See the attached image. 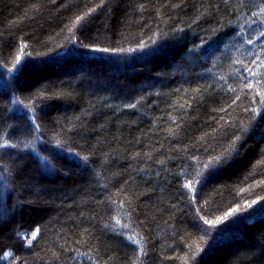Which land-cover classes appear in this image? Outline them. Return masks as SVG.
I'll return each mask as SVG.
<instances>
[{
  "label": "trees",
  "instance_id": "1",
  "mask_svg": "<svg viewBox=\"0 0 264 264\" xmlns=\"http://www.w3.org/2000/svg\"><path fill=\"white\" fill-rule=\"evenodd\" d=\"M262 10L0 0V264H264Z\"/></svg>",
  "mask_w": 264,
  "mask_h": 264
},
{
  "label": "snow or ice",
  "instance_id": "2",
  "mask_svg": "<svg viewBox=\"0 0 264 264\" xmlns=\"http://www.w3.org/2000/svg\"><path fill=\"white\" fill-rule=\"evenodd\" d=\"M262 11H264V10H262ZM79 19H82V18H78V20H79ZM261 37H264V30H261V31H260L259 36H258V39L261 38ZM249 43H252V41L249 40ZM93 51L107 52L108 49H106V48H104V49L97 48V49H93ZM17 59L19 60V57H18ZM258 67H262V68H264V61H261L260 64L258 65ZM246 70H247L249 73L253 74V75L256 74V73L253 71L252 68H247ZM248 87L251 88L252 85L249 83V84H248ZM229 90H230V91H233V92L235 91V89H229ZM256 95L260 97L259 103H260L261 105H264V93H262V92H257ZM239 99H240V97L237 95V96L235 97V99L233 100V103H235L236 100H239ZM253 103H256V101L254 100ZM131 107H135V106L132 105ZM222 110H223V109H222ZM251 110L253 111V113L259 114L257 108L254 107V108H252ZM0 146H2V147H15V145H9V144L0 145ZM187 187H189V188L191 189L192 185H191V184H188ZM233 211H235V210H233ZM117 223H119V221H117ZM205 223H209V222H208V221H205ZM37 231H38V230H37ZM32 239H36L35 234L32 236ZM128 239H129V240H134L135 238L130 236ZM141 251H142V249H141Z\"/></svg>",
  "mask_w": 264,
  "mask_h": 264
}]
</instances>
